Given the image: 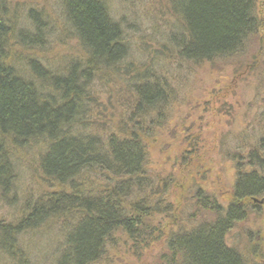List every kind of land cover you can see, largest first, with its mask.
Listing matches in <instances>:
<instances>
[{
  "label": "trees",
  "instance_id": "obj_1",
  "mask_svg": "<svg viewBox=\"0 0 264 264\" xmlns=\"http://www.w3.org/2000/svg\"><path fill=\"white\" fill-rule=\"evenodd\" d=\"M164 1L177 23L166 35L158 62L176 53L185 65L215 71L239 60L234 64L237 73L252 62L244 55L261 41L264 25L257 0ZM57 2L62 21L52 17L63 25L62 38L77 42L80 56L51 68L48 14L32 10L30 29L17 30L9 0H0V196L12 206L18 203L14 158L35 149L40 155L35 171L40 195L28 197L24 218L12 224L0 220V252L24 264L18 238L55 220L64 237L58 264L100 263L121 246L140 259L161 242L165 249L159 264H247L226 238L251 213L263 211L253 201L264 196V123L235 140L234 155L231 149L222 152L234 163L235 174L225 198L195 188L190 193L193 220L200 223L166 235L157 217L171 219L173 210L162 204L160 192L175 178L153 176L148 143L156 135L154 118L158 126L167 123L163 109L171 102L169 86L149 75L147 62L130 61L123 26L103 0ZM121 82L133 105L123 102L120 125L102 128L98 110L106 106L95 95ZM199 146L190 140L183 161Z\"/></svg>",
  "mask_w": 264,
  "mask_h": 264
},
{
  "label": "rangeland",
  "instance_id": "obj_2",
  "mask_svg": "<svg viewBox=\"0 0 264 264\" xmlns=\"http://www.w3.org/2000/svg\"><path fill=\"white\" fill-rule=\"evenodd\" d=\"M103 1L107 3L113 20L123 26V36L130 47V61L147 62L149 70L155 71L154 75L152 71L149 75L163 78V83L169 86L171 102L163 107V119L166 117L167 123L158 126L155 118L153 120L157 130L148 143L149 167L153 176L163 180L169 176L175 178L160 192V199L164 200L162 204L172 205L173 210L171 219L164 220L165 214L157 217L162 222L164 233L168 235L172 230L181 231L184 228L190 230L194 224L200 223L198 219L193 220L192 190L205 187L218 197L225 198L235 174L232 169L234 163L226 154L222 157V152L231 149L228 152L234 155L232 148L235 140L250 136L259 124L264 123V25L259 33L262 43H252L247 55H244L245 60H252L246 68L237 73L234 64L239 60H233L230 65H221L220 69L218 67L213 71L210 66L202 69L185 65L178 60L176 53L173 59L158 62L167 44L166 35H170L177 23L164 0ZM9 4L11 15L18 22L17 30L30 29L29 13L32 10L43 11L50 17L51 23L48 22L47 27L51 29L52 36L46 37L47 57L54 60L49 67H63L71 57L76 59L80 56L77 42L68 41L60 35L63 25L55 20L62 21L57 0H9ZM257 8L258 18L264 24V0H257ZM127 94L126 84L121 82L112 90L104 87L95 95L106 106L98 110L100 116L97 121L102 128H116V124L120 125L124 120L120 105L123 102L132 103ZM190 140H197L200 146L192 157L183 161L182 153L188 149ZM39 156L35 149L14 158L19 173L14 193L18 195V203L12 206L0 196V220L5 223H16L24 218L23 205L31 203L29 198L38 199L40 185L35 171ZM158 182L157 190L161 189ZM14 194L9 193V196ZM259 200H264V196ZM253 204L261 206V214L251 213L246 222L232 229L226 241L243 254L247 264H264V204L254 201ZM59 225L60 222L50 220L39 230L18 238L24 264H58L64 242V237L59 234ZM164 249L162 242L153 243L138 259L130 248L121 246L117 254L113 253L114 256H109L107 261L96 264H159ZM0 264L16 262L0 252Z\"/></svg>",
  "mask_w": 264,
  "mask_h": 264
},
{
  "label": "water",
  "instance_id": "obj_3",
  "mask_svg": "<svg viewBox=\"0 0 264 264\" xmlns=\"http://www.w3.org/2000/svg\"><path fill=\"white\" fill-rule=\"evenodd\" d=\"M254 203H256V204H264V200H256V199H254Z\"/></svg>",
  "mask_w": 264,
  "mask_h": 264
}]
</instances>
